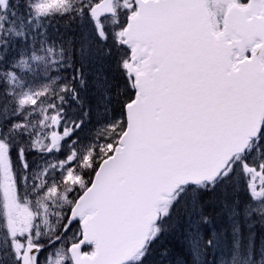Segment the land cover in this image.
<instances>
[{
	"label": "snow or ice",
	"instance_id": "6c2138e0",
	"mask_svg": "<svg viewBox=\"0 0 264 264\" xmlns=\"http://www.w3.org/2000/svg\"><path fill=\"white\" fill-rule=\"evenodd\" d=\"M0 264H264V0H0Z\"/></svg>",
	"mask_w": 264,
	"mask_h": 264
}]
</instances>
